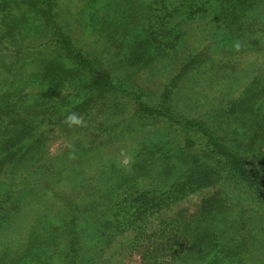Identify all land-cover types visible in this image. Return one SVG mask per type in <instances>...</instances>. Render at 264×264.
Instances as JSON below:
<instances>
[{"label": "trees", "instance_id": "1", "mask_svg": "<svg viewBox=\"0 0 264 264\" xmlns=\"http://www.w3.org/2000/svg\"><path fill=\"white\" fill-rule=\"evenodd\" d=\"M70 2L0 0V264H264V0Z\"/></svg>", "mask_w": 264, "mask_h": 264}, {"label": "rangeland", "instance_id": "2", "mask_svg": "<svg viewBox=\"0 0 264 264\" xmlns=\"http://www.w3.org/2000/svg\"><path fill=\"white\" fill-rule=\"evenodd\" d=\"M71 4L69 7L70 9H68L69 12H71V8L74 9V13L69 14L68 17L71 20L69 23V28L72 30V33L76 36H78L79 31H76V27H75V23H73V19L75 17H77V13H76V6H74V3L76 2V0H70ZM67 1H65L64 3H66ZM61 14L65 15V11H61ZM210 19V16H206L204 18H201L199 20H195V21H189V22H184L182 23V28L185 32V38L182 41L181 45H180V51L179 54L174 55V56H170L169 57V68L167 70H163L161 68L158 69H153V70H142L140 71L136 76L137 81L139 84H141L142 86H144L145 88H147L149 91H157L162 87V84L165 82H168L169 78L173 76L174 73L177 72V70L179 69L181 63H183V61L186 59L187 55L190 53H193L194 51L200 50L201 47H205L209 41H210V37L213 33V27L212 24L210 22V26H208L207 24L208 21ZM205 25H207V28L205 27ZM92 46H96L95 44H92ZM193 51V52H192ZM258 57V58H256ZM256 58V59H254ZM250 57L246 60V62H244V69H242L240 72L241 75H245L250 76L253 75V73H251L252 68L254 63L257 62V60H261L259 56H254ZM159 67V65H157ZM197 79V78H196ZM197 81H193L191 83L189 82H184L181 90H180V97L181 99L184 98V96L188 93H190L192 96L194 94H196L197 92H195V89L197 85L196 83ZM184 86H186V88H184ZM190 97V96H189ZM184 102V99H182ZM181 105H184V103H182ZM195 200V197H192L190 200V203H192ZM263 233H260L259 238V250H258V254L259 257L264 255V237H262ZM248 264H255L254 261H249Z\"/></svg>", "mask_w": 264, "mask_h": 264}, {"label": "clouds", "instance_id": "3", "mask_svg": "<svg viewBox=\"0 0 264 264\" xmlns=\"http://www.w3.org/2000/svg\"><path fill=\"white\" fill-rule=\"evenodd\" d=\"M70 119L75 120V117H70Z\"/></svg>", "mask_w": 264, "mask_h": 264}]
</instances>
